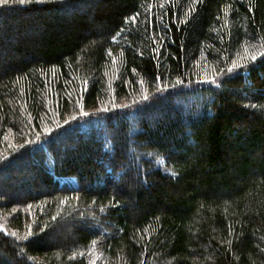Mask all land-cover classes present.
Listing matches in <instances>:
<instances>
[{"label": "trees", "instance_id": "trees-1", "mask_svg": "<svg viewBox=\"0 0 264 264\" xmlns=\"http://www.w3.org/2000/svg\"><path fill=\"white\" fill-rule=\"evenodd\" d=\"M2 178L0 264H264V0L0 4Z\"/></svg>", "mask_w": 264, "mask_h": 264}, {"label": "snow or ice", "instance_id": "snow-or-ice-1", "mask_svg": "<svg viewBox=\"0 0 264 264\" xmlns=\"http://www.w3.org/2000/svg\"><path fill=\"white\" fill-rule=\"evenodd\" d=\"M7 2H8V0H0V4H4V3H7ZM21 2H23V0H21ZM252 58L255 59L254 56ZM113 61H115L114 57H113ZM232 67H236V65L233 64ZM229 71H231V68L229 69ZM0 227H2V226H0ZM13 235H15V233H13ZM93 243H95V241H93ZM73 255H75V254H73ZM91 264H95V261H92Z\"/></svg>", "mask_w": 264, "mask_h": 264}, {"label": "rangeland", "instance_id": "rangeland-1", "mask_svg": "<svg viewBox=\"0 0 264 264\" xmlns=\"http://www.w3.org/2000/svg\"><path fill=\"white\" fill-rule=\"evenodd\" d=\"M1 181H3V183H1ZM5 181H6V179H4V178L0 179V187H1V184H4V185H7L8 186V183H6Z\"/></svg>", "mask_w": 264, "mask_h": 264}]
</instances>
